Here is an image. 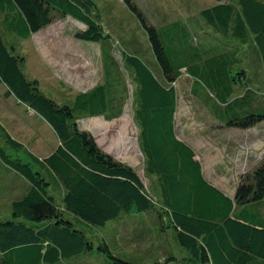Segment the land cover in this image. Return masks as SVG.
<instances>
[{"label": "trees", "instance_id": "trees-1", "mask_svg": "<svg viewBox=\"0 0 264 264\" xmlns=\"http://www.w3.org/2000/svg\"><path fill=\"white\" fill-rule=\"evenodd\" d=\"M123 2L144 28L162 77L138 56L121 53L136 79L134 120L144 173L153 190L145 188L136 169L105 152L77 122L82 116L110 119L122 113L125 97L115 103L112 81L76 93L70 103H58L40 90L37 80L27 77L24 57L0 31V85L41 117L59 142L39 157L0 123V176L8 178L1 185L7 194L0 197L2 209L8 217L0 219V264H77V258L91 254L106 257L108 264L146 262L153 253L146 250L142 258L135 254L130 260L112 250L107 235L97 243L89 235L95 227L119 221L110 228L114 240L145 241L149 229L139 220L132 226L126 222L144 212H154L164 230L173 229L185 257L195 263L264 264V205L248 208L264 201V156L241 175L233 197L210 183L194 149L177 137L174 86L184 71L191 78V95L202 99L222 125L248 128L264 120L263 99L250 88L236 92V79L248 80L247 74L235 66L239 48L226 44L232 38L237 45H250L260 58L264 81L263 0H212L195 14L184 10L180 17L158 21L162 24L150 21L133 0ZM0 11L2 29L19 39L67 16L84 26L73 33L76 39L99 43L110 38L93 0H0ZM204 26L226 40L213 51L199 53L190 37L194 31L202 33ZM103 44L101 54L108 51ZM111 54L102 57L103 64L113 63ZM6 143L26 159L7 153ZM169 257L174 258L164 260Z\"/></svg>", "mask_w": 264, "mask_h": 264}, {"label": "rangeland", "instance_id": "rangeland-1", "mask_svg": "<svg viewBox=\"0 0 264 264\" xmlns=\"http://www.w3.org/2000/svg\"><path fill=\"white\" fill-rule=\"evenodd\" d=\"M93 1L97 6L105 32L110 34L108 41L94 43L76 39L73 37V33L84 26L68 16L55 19L28 38L19 39L8 35L2 29L1 19L3 16L0 11V31L7 44L13 46L15 52L24 57V71L27 77L37 80L40 90L58 103H70L76 93L89 90L98 84L107 85V81L109 83L112 81L111 87L116 91L115 103L122 102L125 97L122 113L110 119L105 118L103 115L82 116L77 119V122L81 128L93 135L98 145L105 152L115 155L125 163L128 162L130 166L136 169L145 188L150 191L153 190L152 181L143 171L142 155L139 152L138 127L134 120L136 79L131 70L124 65L121 53L125 52L138 56L162 80L159 73L160 69L144 28L137 16L123 2L124 0ZM133 1L139 5V8L153 23L154 21L180 17L185 14L184 10L195 14L201 8L213 3L212 0ZM163 21L158 23L162 24ZM203 28L202 33L194 31L190 37L192 47L199 53L213 51L214 47L222 46V43H225L224 35L211 27L204 26ZM229 40H226L228 46L235 45L239 48L238 62L235 66L243 67L246 70L248 79H242L241 82L236 79L238 83L236 92L240 93L242 90L250 88L253 94L256 93L264 101L263 71L262 67L258 69L261 64L257 52H252L250 45H241L240 43L237 45L236 40L232 38ZM101 44H103V47L108 48V51L103 49L102 54L100 53ZM105 52H112L113 63H109V61L107 64L102 63V57L106 56ZM256 70L257 75L253 74L256 73ZM190 83L191 78L183 71V74L178 77L174 84L177 97L176 133L179 134L181 131L188 141L192 138L193 142L190 143H193L199 150L204 149V146L205 148L206 146L207 148H219L220 152L225 155V161L230 156L231 158L237 156V159H235L239 163L237 165L239 172L232 177L233 180L229 178L224 182L220 181V184L217 180V174L220 176L222 172L229 171L230 167L218 165L216 168L214 166L216 171H212L209 167V169L206 168L207 176L215 182V186L221 187L223 185L224 188L234 192L241 175L251 171L253 167L241 165L249 154L246 146L228 143L230 140L234 141L235 138L244 140L245 136H234L229 131H216V121L212 122L213 119L209 116L208 109L201 103L202 99L191 95ZM123 89L124 93H122ZM199 90L203 92L202 88ZM203 96L205 97V94ZM119 99L120 101H117ZM0 123L13 138L21 142L24 148L39 157L49 154L59 143L51 127L41 117L28 110L26 106L17 103L10 94L6 93L3 85H0ZM201 135H207L206 137L211 139L212 142L208 145L201 144L197 140ZM4 149L14 157L19 156L26 159L22 151H14L7 143L4 145ZM262 158L256 160V163L258 164ZM5 178V175L0 176V197L7 196L6 189H3L5 185L1 187L2 184L8 181V178L6 180ZM2 202L3 200L0 199V210H3ZM251 206L249 205L248 208L250 209ZM248 208L247 210H249ZM262 213L264 214V212ZM134 214L126 222L132 226L136 220L141 221L143 226L149 229V231H146L148 234L146 233V237H144L145 241L126 243V240H120L119 242L114 240L110 228L115 227V223H119V221H109L104 227H95L89 235L95 243L104 235H107L112 250L130 260L134 258L133 255L135 254H141L137 258H142L144 256L142 253L146 250L147 254L150 253L151 255L153 253L151 258L147 255L148 261L139 262L140 264H153L156 261L163 264H202L195 263L185 257L187 252L178 243L173 229L166 228L164 230V227L157 221L154 212H144L141 215ZM0 215V219H7L8 217L4 210ZM168 255L174 258L170 259L171 257H169L164 260L165 256ZM93 256H97V254L79 257L75 262L77 264H108L106 257L98 255L96 259Z\"/></svg>", "mask_w": 264, "mask_h": 264}, {"label": "crops", "instance_id": "crops-1", "mask_svg": "<svg viewBox=\"0 0 264 264\" xmlns=\"http://www.w3.org/2000/svg\"><path fill=\"white\" fill-rule=\"evenodd\" d=\"M208 113H209V116L213 119L212 122L216 121V125H215L216 131H219V132L229 131V132H232L234 136H241V135L245 136L244 140H241L240 138H235L234 141L230 140L228 144H240V145L246 146V149L249 151V154H248L247 158L242 161L241 165H244L246 167L247 166L254 167L257 164L256 162L264 156V120L258 122L257 124H255L251 127H248V128H237V127H229L226 125H222L220 122H218L214 118L213 114H211L209 111H208ZM212 122H210V123L212 124ZM220 126H223V127H220ZM175 128H176V126H175ZM179 134L177 133V137L179 139L183 140L184 142L188 143L194 149V151L196 153L195 158L201 161L202 168H203V174H204L205 178L210 183L214 184L215 182L210 180L209 177L207 176L206 168H208V167L212 171H216L214 168L215 167L217 168L218 165H221V166L224 165L228 168L230 167L229 171H224L221 174L219 173L220 176L217 174V180L219 181V184H220V181L224 182V180H227L229 178L231 180H233L232 177L239 172V170L237 168V165L239 164L238 161L236 160L237 156H235L234 158H231V156H230V158L228 157L227 161H225V159H224L225 155L220 152L219 148H217V147L207 148V146L205 148V146H204L203 147L204 149H200L201 150L200 151L198 148L195 147V145L193 143H190V142H193L192 138H190L191 140L188 141L182 135L183 133L181 131ZM206 136L207 135H201V136H199V138L197 140L200 141L201 144L205 143L208 145V143H211L212 141H211V139H209ZM197 140H196V142H197ZM202 150H204V151H202ZM139 152L142 155L143 168H144V156L141 152V149L139 150ZM114 157H116V156L114 155ZM251 157H253V158H251ZM254 161H255V163H254ZM223 170H224V168H223ZM219 172H221V171H219ZM234 181H235V178H234ZM219 188L228 196L233 197L235 194V189H236L235 187H234L235 188L234 192L232 190L230 191V190L224 188L223 185H221V187H219ZM254 205L255 206L257 205V209H259L261 206L264 205V201L261 203L259 202L258 204L254 203L252 206H254ZM252 206H251V209H252ZM256 211H258V210H256Z\"/></svg>", "mask_w": 264, "mask_h": 264}]
</instances>
